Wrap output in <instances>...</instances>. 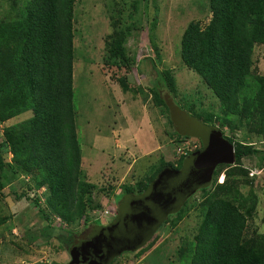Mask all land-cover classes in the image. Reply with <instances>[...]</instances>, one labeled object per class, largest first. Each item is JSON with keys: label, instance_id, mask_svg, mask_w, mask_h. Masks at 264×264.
<instances>
[{"label": "rangeland", "instance_id": "rangeland-1", "mask_svg": "<svg viewBox=\"0 0 264 264\" xmlns=\"http://www.w3.org/2000/svg\"><path fill=\"white\" fill-rule=\"evenodd\" d=\"M206 3L207 0H76L73 5V86L81 177L96 185L89 196L91 211L106 202L114 208L112 214L100 221L102 225L116 216L123 198L122 194L116 195L123 185L132 186L152 176L162 162L176 166L177 151L185 140L193 143L191 152L200 148L199 139L182 140L176 135L184 133L183 130L187 133L195 130V121L190 116L204 125H215L232 139L233 147L246 145L264 152V141L254 130L258 120L254 108H244V125L228 127L220 116L217 97L181 60L180 37L189 22H208ZM17 8L14 0H0V21L12 18ZM113 24L116 30L129 29L124 43L129 67L119 68L121 58L111 59L107 53L108 46L112 47ZM152 44L157 46L158 54ZM251 61V74L264 78V44L254 45ZM165 73L174 88L172 92H161L166 107L154 97L155 84ZM175 104L189 116H181ZM169 107L172 115L166 109ZM26 116L0 124V131ZM206 116L210 123L205 121ZM6 159L10 160V156ZM240 163L231 173L230 183L235 192H240L239 209L247 215L250 225L247 235H264V160L252 155ZM216 171L218 186L226 181L227 169L219 166ZM11 180L0 192V264H68V251L55 240L47 242L42 236L47 230L46 223L37 208L19 197L22 193L37 197L46 209V188L29 191V187L35 188L31 176L18 170ZM202 194L196 191L181 214L170 215L168 223L159 228L148 246L121 255L112 264H189V259L177 258L176 254L196 233L201 220L197 204ZM52 220L54 228H58L61 222ZM82 226L79 223L77 228Z\"/></svg>", "mask_w": 264, "mask_h": 264}, {"label": "trees", "instance_id": "trees-1", "mask_svg": "<svg viewBox=\"0 0 264 264\" xmlns=\"http://www.w3.org/2000/svg\"><path fill=\"white\" fill-rule=\"evenodd\" d=\"M75 2L14 0L18 6L15 15L0 21V124L27 114L23 121L3 126L0 131V192L16 170L31 176L35 188L29 187V191L46 188V209L37 197L30 198L26 193L19 197L37 208L46 223L47 230L42 236L47 242L55 240L68 251L70 261L72 250L89 241L95 228L101 225L91 216L99 205L93 211L88 206L96 185L81 177L73 86ZM206 4L210 13L208 22H189L180 37L181 60L217 97L222 110L220 116L228 127L244 125L242 112L253 107L258 117L254 130L264 141V78H256L250 71L254 45L264 44V0H207ZM112 26L113 42L107 53L111 59L121 58L119 68L129 67L124 50L129 29L116 30L115 24ZM152 47L158 54L157 46L152 44ZM154 89V97L166 107L161 92L174 90L167 73L160 76ZM174 107L181 116H189L176 104ZM171 108H166L170 115ZM189 118L194 119L195 130L190 133L183 130L184 133L176 135L182 140L199 139L200 148L179 156L176 166L162 162L152 176L132 186L123 185L120 188L123 197L144 194L166 171H182L192 156L203 150L202 139L197 135L200 121ZM204 119L211 122L207 116ZM224 138L233 143L231 138L225 135ZM185 141L183 145L188 143ZM234 152L233 165L222 163L215 167V170L219 166L227 169L226 181L216 186L218 173L214 170L213 180L199 189L203 193L197 204L200 223L192 240L180 246L176 254L177 258L189 259V264H264V235H247L250 225L247 215L239 209L240 192H235L230 183L231 173L244 157L259 155L264 160V152L238 144ZM169 217L159 228L168 223ZM52 218L61 222L58 228H54ZM79 223L83 225L81 229L77 228ZM130 253L133 252L121 255Z\"/></svg>", "mask_w": 264, "mask_h": 264}, {"label": "water", "instance_id": "water-1", "mask_svg": "<svg viewBox=\"0 0 264 264\" xmlns=\"http://www.w3.org/2000/svg\"><path fill=\"white\" fill-rule=\"evenodd\" d=\"M197 125L203 150L195 153L182 171H166L144 194L127 195L115 222L96 227L89 241L72 250L69 264H111L124 252L142 248L169 215L209 185L218 164H234V147L223 133L200 122Z\"/></svg>", "mask_w": 264, "mask_h": 264}, {"label": "clouds", "instance_id": "clouds-1", "mask_svg": "<svg viewBox=\"0 0 264 264\" xmlns=\"http://www.w3.org/2000/svg\"><path fill=\"white\" fill-rule=\"evenodd\" d=\"M223 136H224V134H223ZM188 143H190V142H188ZM191 144H193V143H191ZM197 150V149H196ZM194 152V151H193ZM193 152H190V154H192ZM189 154V155H190ZM180 157H178V159H179ZM196 193V192H195ZM194 193V194H195ZM193 194V195H194ZM119 195H121V193L120 194H118V195H116V196H119ZM140 195H142V194H140ZM115 196V197H116ZM127 196V195H126ZM126 196H122L123 198H122V200H121V203L122 202H124L125 200H126ZM136 196V195H135ZM116 204H117V200H116V202H115V207H116ZM121 204H119L118 206H120ZM107 209V213L105 214L104 213V211ZM114 208H113V206H112V204H108L107 202L106 203H103L102 204V206L100 207V209H97L95 212H94V215H95V217L97 218V220L98 221H101V220H103L106 216H108V215H110V214H112V210H113ZM118 212H119V209H118ZM109 225V223L107 222V224H101V225H99V226H102V227H106V226H108ZM113 263V262H112ZM111 263V264H112Z\"/></svg>", "mask_w": 264, "mask_h": 264}, {"label": "built area", "instance_id": "built-area-1", "mask_svg": "<svg viewBox=\"0 0 264 264\" xmlns=\"http://www.w3.org/2000/svg\"><path fill=\"white\" fill-rule=\"evenodd\" d=\"M192 148H193V145L191 143H186V144H184L182 149H178L177 154L179 156L185 155L187 153H190ZM104 213L105 214L107 213V209L104 211Z\"/></svg>", "mask_w": 264, "mask_h": 264}, {"label": "flooded vegetation", "instance_id": "flooded-vegetation-1", "mask_svg": "<svg viewBox=\"0 0 264 264\" xmlns=\"http://www.w3.org/2000/svg\"><path fill=\"white\" fill-rule=\"evenodd\" d=\"M118 209H119V206L117 207V210H116V213H117L116 216L113 218V220L111 222H109V225L113 224L115 222L116 218L118 217V215H119Z\"/></svg>", "mask_w": 264, "mask_h": 264}]
</instances>
